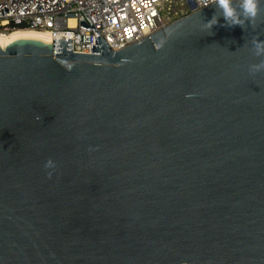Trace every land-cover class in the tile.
I'll return each mask as SVG.
<instances>
[{
	"label": "water",
	"instance_id": "95a60500",
	"mask_svg": "<svg viewBox=\"0 0 264 264\" xmlns=\"http://www.w3.org/2000/svg\"><path fill=\"white\" fill-rule=\"evenodd\" d=\"M213 6L116 53L0 46V264H264V4Z\"/></svg>",
	"mask_w": 264,
	"mask_h": 264
},
{
	"label": "built area",
	"instance_id": "2783aa9c",
	"mask_svg": "<svg viewBox=\"0 0 264 264\" xmlns=\"http://www.w3.org/2000/svg\"><path fill=\"white\" fill-rule=\"evenodd\" d=\"M0 0V33L46 32L71 41L72 54H91L96 38L120 52L193 13L211 0ZM53 43V42H52Z\"/></svg>",
	"mask_w": 264,
	"mask_h": 264
},
{
	"label": "clouds",
	"instance_id": "9594fccd",
	"mask_svg": "<svg viewBox=\"0 0 264 264\" xmlns=\"http://www.w3.org/2000/svg\"><path fill=\"white\" fill-rule=\"evenodd\" d=\"M213 7L216 9L211 20L203 26L211 30L218 23L220 17H223L226 24L230 27L240 26L246 28L250 26L253 31L257 27V21L261 17L264 0H211ZM264 23V19L260 20ZM252 55L258 58L257 63L249 65L250 75L264 72V40L259 39V35L251 40ZM54 162L49 159L45 163L46 168H54ZM51 176V172L48 173Z\"/></svg>",
	"mask_w": 264,
	"mask_h": 264
},
{
	"label": "bare ground",
	"instance_id": "6f19581e",
	"mask_svg": "<svg viewBox=\"0 0 264 264\" xmlns=\"http://www.w3.org/2000/svg\"><path fill=\"white\" fill-rule=\"evenodd\" d=\"M20 39L38 40L45 44H52L53 42V39L46 32L33 31V30H24V31L20 30L13 32L12 35L10 36L0 35V46L2 48H5L12 42Z\"/></svg>",
	"mask_w": 264,
	"mask_h": 264
},
{
	"label": "rangeland",
	"instance_id": "374dc122",
	"mask_svg": "<svg viewBox=\"0 0 264 264\" xmlns=\"http://www.w3.org/2000/svg\"><path fill=\"white\" fill-rule=\"evenodd\" d=\"M22 31H24V30H22ZM12 33H13V32L8 33V34L0 33V35H7V36H10V35H12Z\"/></svg>",
	"mask_w": 264,
	"mask_h": 264
}]
</instances>
